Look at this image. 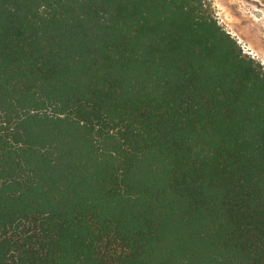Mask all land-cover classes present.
I'll list each match as a JSON object with an SVG mask.
<instances>
[{
    "label": "trees",
    "instance_id": "trees-1",
    "mask_svg": "<svg viewBox=\"0 0 264 264\" xmlns=\"http://www.w3.org/2000/svg\"><path fill=\"white\" fill-rule=\"evenodd\" d=\"M0 264H264V69L206 0H0Z\"/></svg>",
    "mask_w": 264,
    "mask_h": 264
},
{
    "label": "rangeland",
    "instance_id": "rangeland-1",
    "mask_svg": "<svg viewBox=\"0 0 264 264\" xmlns=\"http://www.w3.org/2000/svg\"><path fill=\"white\" fill-rule=\"evenodd\" d=\"M217 24L264 69V0H206Z\"/></svg>",
    "mask_w": 264,
    "mask_h": 264
}]
</instances>
